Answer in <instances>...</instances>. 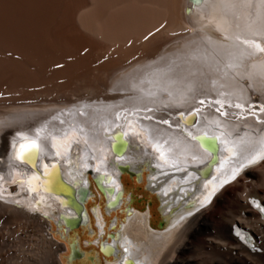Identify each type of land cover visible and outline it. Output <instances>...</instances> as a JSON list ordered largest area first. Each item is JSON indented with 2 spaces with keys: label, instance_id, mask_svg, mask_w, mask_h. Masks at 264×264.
Wrapping results in <instances>:
<instances>
[{
  "label": "bare ground",
  "instance_id": "1",
  "mask_svg": "<svg viewBox=\"0 0 264 264\" xmlns=\"http://www.w3.org/2000/svg\"><path fill=\"white\" fill-rule=\"evenodd\" d=\"M30 136L51 158L52 138L57 162L16 147ZM263 137L264 0H0V264H60L48 223L69 242V263L85 255L69 230L92 225L115 257L107 264H264V214L248 201L264 206V160L209 205L188 200L197 174L243 159ZM114 170L143 182L149 172L165 229H153L151 209L124 208ZM95 188L105 208L91 206Z\"/></svg>",
  "mask_w": 264,
  "mask_h": 264
},
{
  "label": "rangeland",
  "instance_id": "2",
  "mask_svg": "<svg viewBox=\"0 0 264 264\" xmlns=\"http://www.w3.org/2000/svg\"><path fill=\"white\" fill-rule=\"evenodd\" d=\"M223 57L227 58L225 54L223 55ZM149 66L150 65H146L143 67V69L148 68ZM229 90H231V92L235 96L234 92H236L238 89H236L235 87H232ZM74 98H76V96ZM127 108L129 109V107ZM127 108L124 107L123 109H127ZM146 171L147 170H145L144 173L147 175L148 171L147 172ZM133 175L134 176L125 175L123 177L124 185L127 190V192L125 193L126 197L127 196L131 197L130 200L127 197L129 201L127 199L125 200L127 202L123 204L124 208L126 209L128 205L134 204V206H136L142 212H146L149 209H151L150 221H151V224L153 225V229L154 230H162V228L165 229L166 225L163 223V216L160 210L162 205L160 206L159 196L153 193L151 190H149V188L148 190L146 189V186L148 185L149 180L148 182L147 180L143 182L140 179L137 180V178H135L136 176L135 174ZM94 191H95V196L90 199L91 206L101 205L102 207L105 208L106 206L105 199H103V196H101L97 190H94ZM248 201L250 202L251 206H253V199L249 198ZM210 208L214 209L215 205L213 204L212 206H210ZM120 211L121 209H118L117 212H114V213L115 214L118 213L119 215L125 214V212L123 211L120 212ZM106 215H110L108 214L107 210H106ZM242 215H245L244 211L242 212ZM115 219H116L115 216L110 218V227L112 226L111 223H113L112 220H115ZM48 225H49L48 227L45 226L46 227L44 230L45 232L42 231V233L44 232L45 236L52 238L55 242L59 243L61 247L63 246L61 248V251H59L57 255L58 260L60 261V264H98V263L107 264V260L115 258V257H111V258L108 257L106 254H104L100 250L98 243H97V239L100 235L99 230L97 234L96 233L94 234L92 233V227H93L92 225H87V226L79 225L73 229H70L69 232L72 238H75L78 235H80L81 245L77 249L79 250V252L84 253L85 255H79L73 260L72 263H69V258H68L69 248L67 249V246H69L68 244L69 242L66 240V238H63V236L59 232V227L57 225H51V223H48ZM93 225L95 226V222H93ZM72 243H74V241ZM249 247L252 248L253 250H258L262 252L261 248L255 246V244L250 245ZM4 255L6 257L9 256V254L6 252L4 253ZM194 255H195L194 252H189L185 254V257L190 258ZM91 257H94V259H91ZM167 259H171V255ZM36 264H42V263L40 260H38Z\"/></svg>",
  "mask_w": 264,
  "mask_h": 264
},
{
  "label": "water",
  "instance_id": "3",
  "mask_svg": "<svg viewBox=\"0 0 264 264\" xmlns=\"http://www.w3.org/2000/svg\"><path fill=\"white\" fill-rule=\"evenodd\" d=\"M196 119V118H195ZM205 138V136H204ZM97 181V179H96ZM65 186L67 187H72V185H70L69 183H67L65 181ZM117 194L119 195L120 194V191L117 192ZM89 195V189H87V187H84L82 186L80 189H79V197H78V201L75 199V201L78 203L79 205V208H80V222L82 221V217L83 215L85 214V208H84V200L85 198H87ZM165 222V220L163 219V223ZM162 224V223H161ZM76 225V224H75ZM103 246V245H102Z\"/></svg>",
  "mask_w": 264,
  "mask_h": 264
},
{
  "label": "snow or ice",
  "instance_id": "4",
  "mask_svg": "<svg viewBox=\"0 0 264 264\" xmlns=\"http://www.w3.org/2000/svg\"><path fill=\"white\" fill-rule=\"evenodd\" d=\"M23 147H37V145H35V143L33 142L31 145H26V146H23Z\"/></svg>",
  "mask_w": 264,
  "mask_h": 264
}]
</instances>
